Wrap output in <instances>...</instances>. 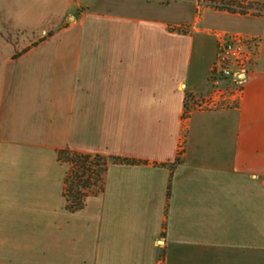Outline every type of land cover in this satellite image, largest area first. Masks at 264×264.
<instances>
[{"label":"crops","instance_id":"obj_1","mask_svg":"<svg viewBox=\"0 0 264 264\" xmlns=\"http://www.w3.org/2000/svg\"><path fill=\"white\" fill-rule=\"evenodd\" d=\"M197 1L0 0V264H264V17ZM212 30L257 54L235 105L187 112ZM60 150L135 163L70 213Z\"/></svg>","mask_w":264,"mask_h":264},{"label":"built area","instance_id":"obj_2","mask_svg":"<svg viewBox=\"0 0 264 264\" xmlns=\"http://www.w3.org/2000/svg\"><path fill=\"white\" fill-rule=\"evenodd\" d=\"M202 1L196 2V8L199 9V3L202 4ZM223 10L232 9L224 6ZM237 11L239 15L264 17V7L260 5L248 9L240 8ZM216 37L215 58L210 71L213 89L210 95L199 99L192 95L187 96L189 98L186 103L190 106L187 112L215 110L230 104L235 105L240 98L241 80L239 76L249 71L257 54L259 41L238 33H223Z\"/></svg>","mask_w":264,"mask_h":264},{"label":"trees","instance_id":"obj_3","mask_svg":"<svg viewBox=\"0 0 264 264\" xmlns=\"http://www.w3.org/2000/svg\"><path fill=\"white\" fill-rule=\"evenodd\" d=\"M58 160L69 165L64 181L66 210L75 213L82 210L89 196L101 193L103 178L111 164H133L135 161L100 155H84L69 150H60Z\"/></svg>","mask_w":264,"mask_h":264},{"label":"rangeland","instance_id":"obj_4","mask_svg":"<svg viewBox=\"0 0 264 264\" xmlns=\"http://www.w3.org/2000/svg\"><path fill=\"white\" fill-rule=\"evenodd\" d=\"M235 1V0H234ZM257 4L251 3L248 0H237L235 2H233L232 0H203L202 4L199 3V9L196 8V14H200L204 11L207 10L209 12H211L212 14H219V13H228V14H239L237 10H240V8H252L253 6H255ZM224 6H228L230 7L232 10L229 11H224L223 8ZM227 9V7H226ZM230 20V18L227 17H221L220 20L217 21L218 24H232ZM234 23V22H233ZM225 32L220 31V30H212L211 34L212 36L216 39L217 35L223 34ZM215 45H216V40H215ZM213 64V63H212ZM212 67V65H211ZM211 67L209 69L208 75L206 77L205 80V84H206V89L204 91H199V92H193V93H189L187 96H195V98L199 99L203 96L206 95H210V91L213 89V85H212V81L210 78V71H211ZM240 80V78H239ZM186 96V101L188 100L189 97Z\"/></svg>","mask_w":264,"mask_h":264}]
</instances>
